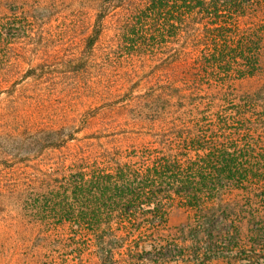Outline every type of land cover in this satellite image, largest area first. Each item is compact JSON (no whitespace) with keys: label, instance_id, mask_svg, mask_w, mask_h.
I'll return each instance as SVG.
<instances>
[{"label":"trees","instance_id":"trees-1","mask_svg":"<svg viewBox=\"0 0 264 264\" xmlns=\"http://www.w3.org/2000/svg\"><path fill=\"white\" fill-rule=\"evenodd\" d=\"M28 1L0 0V68L14 40L50 35L25 14ZM93 2L90 56L74 60V71L102 69L79 96L105 76L109 83L84 110L100 118L96 127L0 119L7 138L31 132L15 146L21 158L2 149L8 164L0 167V195L17 201L0 218L27 244L30 262L83 264L88 255L89 264H168L190 251L183 264H204L211 256L199 252L214 253L215 234L244 224L262 234L264 0ZM16 79L0 74L1 85ZM174 207L188 218L169 229Z\"/></svg>","mask_w":264,"mask_h":264},{"label":"rangeland","instance_id":"rangeland-1","mask_svg":"<svg viewBox=\"0 0 264 264\" xmlns=\"http://www.w3.org/2000/svg\"><path fill=\"white\" fill-rule=\"evenodd\" d=\"M40 3L41 5H38ZM25 6L28 8L25 14L29 19H34L35 23L40 24L41 32L50 35L29 41L16 39L9 45V60L0 68V74L7 73L14 78L17 77V81L11 86L0 84V119L2 115H8L7 118L16 117V120H21L23 124L69 119L65 132L72 127L76 128L77 124L88 123L90 128H95L100 118H85L91 111L84 110L92 107L95 94L105 92L109 83L104 81L105 76L103 81L90 87L87 93L84 91L83 96H79L76 94L78 86L82 84L89 86V82L94 80V76L102 69L100 64L94 67L91 63L87 70L76 72L74 60L82 55L84 58L90 56L85 49V42L91 29L96 5L93 0H29ZM14 9L15 7L11 5L6 12L13 14ZM108 45L106 38L97 44L95 54L98 60L106 56ZM33 69H35L33 75L23 76ZM255 86L257 83L253 81L242 82L244 89ZM30 138L31 132L24 133L20 138L22 141H19L15 136L7 138L0 130V167L3 163L8 164L2 149L15 154L8 160H16L21 158L23 153L15 149V146L20 142H28ZM60 153L62 151H53L51 155L56 157ZM29 157L31 158V155ZM16 204L15 199L6 194L0 195V211H3L0 216H3L4 212L11 214L10 210H13ZM187 218L188 213L185 209L172 208L168 215L169 229L184 225ZM14 230L15 227L11 225L10 220L0 218V264H36L30 262L26 255L27 244H22L14 238ZM203 239L209 241L210 238L205 236ZM214 239L218 246L214 253L207 254L205 249L199 252L201 258L211 256L204 264H264V232L259 234L251 225L244 224L240 232L215 234ZM191 242L192 239L187 236L186 244L190 245ZM150 247L146 244L144 249L149 250ZM87 257L88 255L83 257V264H89L86 262ZM174 258L168 260V264H183L182 260H192L194 254L186 251L182 256L177 255ZM139 264L151 263L146 261Z\"/></svg>","mask_w":264,"mask_h":264}]
</instances>
